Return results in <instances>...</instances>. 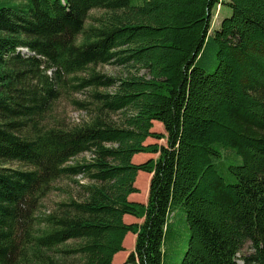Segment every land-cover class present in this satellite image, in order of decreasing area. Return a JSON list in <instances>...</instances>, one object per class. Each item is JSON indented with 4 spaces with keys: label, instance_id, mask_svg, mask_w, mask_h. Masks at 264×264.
Here are the masks:
<instances>
[{
    "label": "trees",
    "instance_id": "16d2710c",
    "mask_svg": "<svg viewBox=\"0 0 264 264\" xmlns=\"http://www.w3.org/2000/svg\"><path fill=\"white\" fill-rule=\"evenodd\" d=\"M128 234L123 264H264V0H0V264H114Z\"/></svg>",
    "mask_w": 264,
    "mask_h": 264
},
{
    "label": "rangeland",
    "instance_id": "374dc122",
    "mask_svg": "<svg viewBox=\"0 0 264 264\" xmlns=\"http://www.w3.org/2000/svg\"><path fill=\"white\" fill-rule=\"evenodd\" d=\"M98 13L92 12V15H96ZM231 16V10L228 8H223V7H217L214 13L213 17V22H212V28L216 29L220 26L221 22L223 19L228 18ZM25 53V52H22ZM98 72L103 73L107 75L108 77H121L124 74V71L116 66L110 65H105V66H100L97 69ZM87 75L85 74H80L79 77H85ZM73 89H71L72 91ZM103 91V90H101ZM89 97L88 94L85 90H77L73 91L69 95L61 96L54 104L51 110L49 111V119L47 118V126H53L55 127H61V124L64 125H76L78 123H81L82 121L87 120L88 118V113L85 110H82V108L77 104V102L84 103L88 102ZM59 122L61 124H59ZM62 125V126H64ZM51 129V128H49ZM153 131L159 132V133H164V128L161 124L155 123L154 124V129ZM147 144H154V143H159L162 145H165V141H160L157 142L153 139H149L146 142ZM87 158H89L90 155H84ZM157 155H148V154H140L137 155L134 163L135 164H143L147 162L150 159H155L157 158ZM146 174V173H139V175ZM137 177L138 183L135 184V187L140 190L139 194L133 195L130 199L132 200V203H138L142 204L147 201L148 199V194H149V183L146 180L145 176ZM79 180H82L81 178H77ZM137 182V181H136ZM53 190L49 192V194L46 196V198L43 201V207L39 214H45V215H51L52 212L55 210L56 205L60 202H64L68 199L67 193H63L61 191H57L56 189H62L63 191L67 190H72L73 195H77V187L74 183L71 181H57L53 184ZM144 220H138L133 217L131 218H126L125 222L128 224L132 223H142ZM180 227L179 221L176 222V228ZM130 235V239H126L128 241L125 248L126 251H123L119 253V257L117 258V262L114 261V264H122L128 256L131 254L132 251H134L135 248V235L134 234H128ZM252 248L251 244H247L242 252L238 255V257H248L252 254ZM115 260V259H114ZM240 264H243L241 260H238Z\"/></svg>",
    "mask_w": 264,
    "mask_h": 264
},
{
    "label": "crops",
    "instance_id": "0c3cea01",
    "mask_svg": "<svg viewBox=\"0 0 264 264\" xmlns=\"http://www.w3.org/2000/svg\"><path fill=\"white\" fill-rule=\"evenodd\" d=\"M136 158V157H135ZM135 158L133 159V162H134V160H135ZM141 173V172H140ZM139 175V174H138ZM141 176H145L146 177V180L148 181V183H149V186H150V181H151V178H152V175H150V174H142V175H139V177H141ZM138 177V176H137ZM137 181V180H136ZM136 184V183H135ZM137 195V194H136ZM149 195V194H148ZM133 195H131L130 197H129V200H130V202H132V200L130 199L131 197H132ZM145 203H147V201L146 202H144L143 204H145ZM126 218H131V216H125V218H124V221H125V219ZM134 218V217H133ZM136 219V218H135ZM126 223V222H125ZM126 224H128V223H126ZM135 241H136V236H135ZM125 247V246H124ZM133 252V251H132ZM131 252V253H132ZM126 261V260H125ZM124 261V262H125ZM123 262V263H124ZM122 263V264H123Z\"/></svg>",
    "mask_w": 264,
    "mask_h": 264
},
{
    "label": "bare ground",
    "instance_id": "6f19581e",
    "mask_svg": "<svg viewBox=\"0 0 264 264\" xmlns=\"http://www.w3.org/2000/svg\"><path fill=\"white\" fill-rule=\"evenodd\" d=\"M24 52H26V51H24Z\"/></svg>",
    "mask_w": 264,
    "mask_h": 264
}]
</instances>
